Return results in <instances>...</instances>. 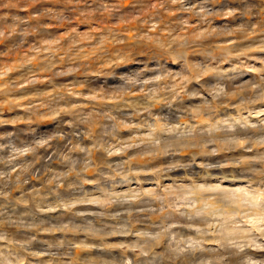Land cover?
<instances>
[{
	"label": "rangeland",
	"instance_id": "rangeland-1",
	"mask_svg": "<svg viewBox=\"0 0 264 264\" xmlns=\"http://www.w3.org/2000/svg\"><path fill=\"white\" fill-rule=\"evenodd\" d=\"M263 53L264 0H0V264H138L159 244L135 232L179 193L253 195L264 152L221 137L240 105L264 117L249 90H264ZM263 216L221 229H264Z\"/></svg>",
	"mask_w": 264,
	"mask_h": 264
},
{
	"label": "bare ground",
	"instance_id": "bare-ground-1",
	"mask_svg": "<svg viewBox=\"0 0 264 264\" xmlns=\"http://www.w3.org/2000/svg\"><path fill=\"white\" fill-rule=\"evenodd\" d=\"M260 53L262 54L261 51L259 52V54ZM249 56H251V58L253 57L252 59L255 60L254 56H252V54H250ZM249 59H250V57H249ZM244 60L246 62V59H244ZM244 60L242 58V62H244ZM239 61H241V60H239ZM232 64L237 66L238 62H236V64H235V62ZM226 65H225V67L227 68L228 66H226ZM234 65H233V67H234ZM225 67L224 68L221 67V69L224 70V73H226L225 71L227 70V69H225ZM233 67H231L229 65V68L232 69ZM233 69L235 70V67ZM234 70H233V72H235ZM218 72H219V70H218ZM229 74H231V73H229ZM237 74H240V73H237ZM251 74H253V73H251ZM228 75H227V77L230 78L231 75H229V76ZM255 75H254V77H255ZM223 76H224V74H223ZM233 76H236V75L233 74ZM224 77H226V75ZM249 77L251 78V76H249ZM250 78H249V80H250ZM239 79H241V76ZM258 79H260V78H258ZM237 80L238 79H236V81ZM245 80L246 79H244L243 81H245ZM247 80H248V78H247ZM247 80H246V82L248 83ZM238 82H240L239 84L244 83V82L242 83L241 80ZM250 82H251V80H250ZM234 83H236V82H234ZM245 85H248V84H245ZM252 85H254V84L249 85L250 86L249 90H250L251 94H254V97L256 96L261 101H264V90L260 87V83H258V85L256 84L255 86H252ZM229 86L234 87L233 84L228 85V87ZM242 87L244 88V86H242ZM221 88H219L220 89V91H218L219 93L221 91H223ZM229 89H231V87H229ZM247 89H248V86H247ZM258 91H260V92H258ZM215 92H217V91H215ZM228 92L229 91H227L225 93V95ZM212 97L213 96L211 94V98ZM260 100H258V101H260ZM208 101L211 102L212 100L209 99ZM215 101H213L212 103H214ZM263 106H264V103H263ZM257 107L258 106H256V108ZM211 108H214V107H211ZM249 108H250L249 106L240 105V106H238V108L236 110H237V113L241 114V113H243L244 109L249 110ZM215 111H216V108H215ZM181 112H182V110H181ZM259 112H260V109H259ZM180 114L177 113L178 116ZM239 114H238L239 119L237 116L238 120H232L229 122L230 124L227 122L229 125L228 128L230 129L231 132H229V130L227 129L228 131L226 130V132H228V133L225 132L227 134V136L221 137V138H225L224 140H226V137H228L227 140L229 141V137L231 138V136H229V134L231 133V134L235 135V137H232V138H237V142H239L240 145L243 142H247V143L251 142L252 143V144L249 143L250 145H248V146H245V143H244L243 145L245 148L250 147L252 149V152L253 151H257V152L263 151L264 152V138H263L264 137V117L255 118V119L254 118L251 119L249 117L248 119H244V117L242 118ZM180 117H181V115H180ZM173 118H174V116H173ZM181 119H183V117H181ZM190 120H192V119H190ZM217 122H219V120L216 121V125L218 124ZM179 123L180 122H178V124ZM192 123H193V121H192ZM192 123L190 121V124H192ZM207 125H209V124H207ZM213 125L215 126V123L212 124V126ZM212 126H210V128H212ZM217 126H219V125H217ZM222 126H224V125H222ZM185 127H186V125H185ZM206 127L209 128V126H206ZM192 128L193 127H191L190 129H192ZM185 129H189V128H185ZM216 129H219V128L217 127L214 130H216ZM166 130H168V128ZM166 130L164 129L163 131L165 132ZM199 130H201L203 132V130L201 128ZM214 130H211V133L212 132L214 133L215 132ZM222 130H225V129L222 127L221 130H218L217 132L222 131ZM160 131H158V132H160ZM194 131H197L199 134L198 128H197V130L195 129ZM208 131L209 130H207V132ZM183 132H182V135L183 134L185 135L186 134L185 131H183ZM188 132H190V131H187V133ZM197 132L195 133V135L192 132L193 134L190 137L192 138L193 135L195 137H197L196 136ZM207 132L205 131V133H207ZM154 133L156 134V131ZM172 133L174 135V132H172ZM172 133L170 134L171 137L172 138L176 137L177 134L175 136H173ZM259 133H261L263 135V136L261 135L262 139L258 138V137H260ZM167 134H168V132H167ZM201 134H199V135H201ZM226 134L223 133V136ZM170 135H169V137H167L168 135L164 136V137H166V139H170L171 138ZM179 135H181V133H179ZM189 135L184 136V138L182 136V138L185 139V137H186L189 139ZM208 135H209V133H208ZM208 135H205V136H207L209 138ZM217 135H218V133L215 134V137L214 136L213 137L214 138L220 137ZM194 136H193V138H194ZM210 137L212 138V135H210ZM172 138L170 139L171 141H172ZM239 138H240L241 142L238 141ZM175 139L173 138L174 141H176L178 138L176 140ZM201 139H202V137H201ZM179 140H180V138H179ZM185 140L187 141V139H185ZM194 140L196 141V139H194ZM217 140H222V139H217ZM231 140L232 139H230V141H229L230 144H231V142H235L237 145L236 140H234V141H231ZM212 141H213V139H212ZM188 142H183L180 140L178 143V141H177L178 145L179 144L183 145V143L185 144ZM191 142L192 141L190 140V143ZM220 142H222V141H220ZM185 146L186 145H184V147ZM217 148H219V150H220L221 147H217ZM244 154H246V153H244ZM260 155H261V153H260ZM256 157H261V156H256ZM237 162H239V161L237 160ZM211 167H212V165H211ZM249 187L254 190V193H253V195L248 196V197H244L241 195H233L232 193H228V191L227 192H217V193H203L202 188H200V187H193L192 188L191 187L192 189L188 192L192 196L188 197L187 199H190V201H193L190 203H194V202L200 203L198 208L190 207L188 205L186 206L185 202L188 200L184 199L185 197L182 196L186 192H184L183 194L179 193L180 196L178 195L179 196L178 198L182 199L183 202H180L182 205L181 206H179L180 204L176 205L171 210L169 216L165 217V219H163V221L160 224L156 223V226L158 224L157 227H155V228H151V227L149 228L148 227L145 230L141 229L142 231L146 232V235L141 234V232H142L141 230H139L138 233H136L137 231L135 232V230H132L135 232L136 236L138 234L139 235L141 234L140 236L139 235L137 236L140 241H143V242L147 241L150 239L149 237L152 236V238H155L159 244V248L157 249V252L154 255L152 254L153 255L152 257L149 256V252L147 250H144L143 252L141 251L144 254L143 255L144 258H147V260H149V261H143L142 260V262H139V263L137 262V263L138 264H161L162 263L161 261H162L164 256L168 257L170 254H172L174 259L178 260V264H264V229H260V228L254 227V226H252L249 229H244V230L241 229V230L233 231V232L228 231L226 229H221V227L228 224V222H232V221L241 222V221H245L247 217H250L253 215H263L264 214V207L262 206V203L258 200V197L261 195L260 191L264 189V182L251 183V184L249 183ZM259 193H260V195H259ZM186 195H188V194H186ZM183 199L186 201L184 202ZM139 201H140V199H139ZM140 203H141V201H140ZM145 203L146 202H144V204ZM144 204H142V206ZM191 206H193V205H191ZM243 219H245V220H243ZM134 232H132V233H134ZM185 234H187V235H185ZM173 235L182 236V238L179 239L178 243L177 242L174 243L173 242ZM165 237L171 238L170 243L168 242L167 239H163ZM155 239H154V241H156ZM145 243L146 242L140 243V244H145ZM145 247L143 249H145ZM132 248H133V245H132L130 251L135 253L133 251L134 249H132ZM145 251H147V252L145 253ZM134 262H135V260L133 258H131L130 256L125 255L123 257V255H121V257L119 259V263H116V264H135ZM164 264H166V263H164Z\"/></svg>",
	"mask_w": 264,
	"mask_h": 264
}]
</instances>
